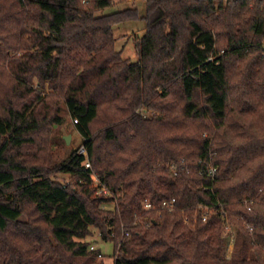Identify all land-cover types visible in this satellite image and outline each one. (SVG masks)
Masks as SVG:
<instances>
[{
    "label": "trees",
    "instance_id": "obj_1",
    "mask_svg": "<svg viewBox=\"0 0 264 264\" xmlns=\"http://www.w3.org/2000/svg\"><path fill=\"white\" fill-rule=\"evenodd\" d=\"M124 1L0 0V264H106L95 230L115 264H264V0ZM63 105L88 155L58 163Z\"/></svg>",
    "mask_w": 264,
    "mask_h": 264
},
{
    "label": "rangeland",
    "instance_id": "obj_2",
    "mask_svg": "<svg viewBox=\"0 0 264 264\" xmlns=\"http://www.w3.org/2000/svg\"><path fill=\"white\" fill-rule=\"evenodd\" d=\"M137 6L139 9L144 11L145 2L143 0L134 2L128 0L119 2L111 7L104 10L105 14H110L119 10H123L128 7ZM146 23L143 20L131 21L115 27V35L117 38V48L123 52V56L126 59H130L133 62L138 61V50L136 47L137 40L145 34ZM62 115L64 117V123L56 127L50 137V145L53 149V160L58 163L65 161L69 155V152L75 149H79L82 146L83 139L75 129V121L71 118L67 108L63 105ZM71 137V144L66 143L65 137ZM57 180L67 184L70 181L68 174H57L55 176ZM98 183V181H97ZM236 228H226V247L225 256L231 258L234 250V240L236 237ZM90 240L92 245L98 249H101L104 257L102 258L106 264H115V244L113 242L103 241L99 232L95 230L92 237L87 239ZM35 264H59L57 260H43L38 259Z\"/></svg>",
    "mask_w": 264,
    "mask_h": 264
},
{
    "label": "built area",
    "instance_id": "obj_3",
    "mask_svg": "<svg viewBox=\"0 0 264 264\" xmlns=\"http://www.w3.org/2000/svg\"><path fill=\"white\" fill-rule=\"evenodd\" d=\"M78 153L81 154V155H84V156L88 155V152H87V150H86V148L84 146H81L79 148ZM86 166L88 168H90L91 167V163L88 161L86 163ZM208 166H209V171H210L211 175L213 177H215V173H216L217 169L211 163H209ZM98 193L99 194L100 193H105L107 195L111 194V192L109 190H107L106 188H100L98 190ZM145 208H146V210H154L156 208V206L152 202L146 201ZM160 208H161L160 212L167 211V212L173 213L176 210V200L175 199L172 200V201L165 200V201H163L160 204ZM208 215L209 214L204 215L203 221H207ZM227 227H230V226H227ZM250 229H251V231L254 230L253 228H250Z\"/></svg>",
    "mask_w": 264,
    "mask_h": 264
},
{
    "label": "water",
    "instance_id": "obj_4",
    "mask_svg": "<svg viewBox=\"0 0 264 264\" xmlns=\"http://www.w3.org/2000/svg\"><path fill=\"white\" fill-rule=\"evenodd\" d=\"M65 140H66V143H67L68 145L71 144V137H70V136L65 137Z\"/></svg>",
    "mask_w": 264,
    "mask_h": 264
}]
</instances>
